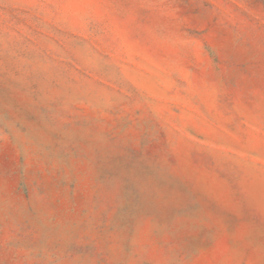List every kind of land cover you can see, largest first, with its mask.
<instances>
[{
  "label": "rangeland",
  "instance_id": "obj_1",
  "mask_svg": "<svg viewBox=\"0 0 264 264\" xmlns=\"http://www.w3.org/2000/svg\"><path fill=\"white\" fill-rule=\"evenodd\" d=\"M0 264H264V0H0Z\"/></svg>",
  "mask_w": 264,
  "mask_h": 264
}]
</instances>
